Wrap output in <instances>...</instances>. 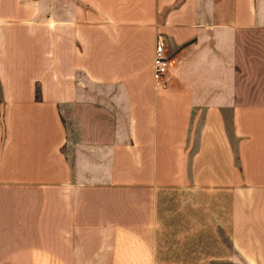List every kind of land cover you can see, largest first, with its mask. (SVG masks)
Returning <instances> with one entry per match:
<instances>
[{
	"label": "crops",
	"instance_id": "0c3cea01",
	"mask_svg": "<svg viewBox=\"0 0 264 264\" xmlns=\"http://www.w3.org/2000/svg\"><path fill=\"white\" fill-rule=\"evenodd\" d=\"M0 264H264V0H0Z\"/></svg>",
	"mask_w": 264,
	"mask_h": 264
},
{
	"label": "rangeland",
	"instance_id": "374dc122",
	"mask_svg": "<svg viewBox=\"0 0 264 264\" xmlns=\"http://www.w3.org/2000/svg\"><path fill=\"white\" fill-rule=\"evenodd\" d=\"M167 53H168V57H169L170 62H169V66H168V69H167L165 75L162 77V79L158 83L159 87H164V86L170 87L176 82V75L173 72L175 70H177V67H178L177 59H176L177 56L170 49H167ZM187 63L188 62H187V59H186L184 65H186ZM192 67H194V66H192ZM195 79H196V82H203L204 74L199 71V73H196V78ZM184 80H186V78ZM70 117H71V115H70ZM70 117L68 115L65 116V123L67 124L68 130L69 129L71 130ZM221 215L224 216L225 213H223V211H222ZM218 237H219L218 239H220L221 241L225 242L226 244H230V241H233L234 243L239 244V235L238 236L235 235V237L231 236L230 238H228V234H223L222 232H220ZM214 240L215 239L213 238V241Z\"/></svg>",
	"mask_w": 264,
	"mask_h": 264
},
{
	"label": "built area",
	"instance_id": "2783aa9c",
	"mask_svg": "<svg viewBox=\"0 0 264 264\" xmlns=\"http://www.w3.org/2000/svg\"><path fill=\"white\" fill-rule=\"evenodd\" d=\"M169 62L170 60L163 39L160 35H157L152 57V76L157 85H159V81L165 75Z\"/></svg>",
	"mask_w": 264,
	"mask_h": 264
},
{
	"label": "trees",
	"instance_id": "16d2710c",
	"mask_svg": "<svg viewBox=\"0 0 264 264\" xmlns=\"http://www.w3.org/2000/svg\"><path fill=\"white\" fill-rule=\"evenodd\" d=\"M35 98H38V90L35 89Z\"/></svg>",
	"mask_w": 264,
	"mask_h": 264
}]
</instances>
